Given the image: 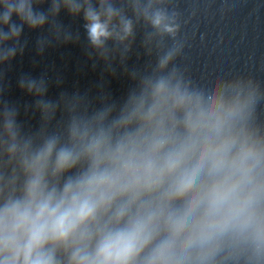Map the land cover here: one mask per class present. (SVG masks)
<instances>
[{"label":"water","instance_id":"obj_1","mask_svg":"<svg viewBox=\"0 0 264 264\" xmlns=\"http://www.w3.org/2000/svg\"><path fill=\"white\" fill-rule=\"evenodd\" d=\"M71 4L79 5V12H70ZM89 7L108 23L111 35L101 45L89 38ZM108 8L115 13L110 20ZM32 11L43 18L42 25L30 28L15 13L8 25L0 22L4 33L13 24L21 28L19 37L0 44V51L15 53L0 61V207L23 196L31 177L28 165L49 141L56 144L45 172L50 187L62 188L85 173L90 159L73 127H87L91 133L111 130L113 137L137 128L138 119L114 125L142 99L146 106L151 103L161 79L205 97L222 94L226 105L238 101L236 130L264 150V0H32ZM157 12L165 17L158 27L152 23ZM165 25L174 31H166ZM169 52L172 58L161 67ZM61 148L79 153V159L54 175ZM257 173L264 185V159ZM255 220L264 227V192ZM163 235L133 264H143ZM258 243L254 228L231 230L190 250L183 264H264V244ZM57 260L67 264L68 253L58 249Z\"/></svg>","mask_w":264,"mask_h":264},{"label":"clouds","instance_id":"obj_2","mask_svg":"<svg viewBox=\"0 0 264 264\" xmlns=\"http://www.w3.org/2000/svg\"><path fill=\"white\" fill-rule=\"evenodd\" d=\"M0 7L3 25L13 13L30 28L43 23L33 15L32 0H0ZM69 10L79 12L80 6L71 4ZM113 15L108 8L109 20ZM85 20L93 45L110 37L101 14L89 7ZM164 20L157 12L152 23L158 27ZM130 30L126 23L125 33ZM165 30L174 28L165 25ZM20 32L14 24L8 33L0 31V44ZM14 55L12 50L0 51V61ZM172 55L162 58L161 67ZM34 88L33 82L28 90ZM240 111L238 101L226 105L222 94L205 97L161 79L153 87L151 103L146 106L142 99L114 125L138 119L137 128L113 137L111 130L91 133L87 127H73L90 165L62 188L45 180L56 147L49 141L28 165L31 177L23 196L0 207V264H58L61 248L68 253L67 264H133L161 232L143 264H183L190 250L231 230L254 228L258 246L264 244V227L255 220L264 192L257 179L264 150L236 130ZM79 155L61 148L53 174L73 167ZM176 201H181L179 206ZM125 219L123 227H113Z\"/></svg>","mask_w":264,"mask_h":264}]
</instances>
